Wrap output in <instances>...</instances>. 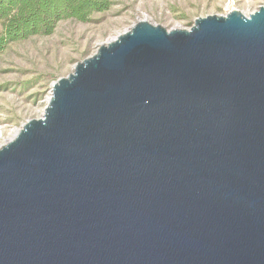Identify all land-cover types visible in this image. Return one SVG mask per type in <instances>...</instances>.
I'll use <instances>...</instances> for the list:
<instances>
[{"label": "water", "instance_id": "95a60500", "mask_svg": "<svg viewBox=\"0 0 264 264\" xmlns=\"http://www.w3.org/2000/svg\"><path fill=\"white\" fill-rule=\"evenodd\" d=\"M0 264H264V5L59 78L0 146Z\"/></svg>", "mask_w": 264, "mask_h": 264}, {"label": "rangeland", "instance_id": "374dc122", "mask_svg": "<svg viewBox=\"0 0 264 264\" xmlns=\"http://www.w3.org/2000/svg\"><path fill=\"white\" fill-rule=\"evenodd\" d=\"M91 22H59L52 35L13 43L0 53V146L30 119L43 115L52 85L73 72L100 45L140 20L167 30L189 29L199 17L238 10L249 15L264 0H112ZM2 22H0V32Z\"/></svg>", "mask_w": 264, "mask_h": 264}, {"label": "trees", "instance_id": "16d2710c", "mask_svg": "<svg viewBox=\"0 0 264 264\" xmlns=\"http://www.w3.org/2000/svg\"><path fill=\"white\" fill-rule=\"evenodd\" d=\"M112 0H0V53L13 43L49 36L63 20L91 22L109 11Z\"/></svg>", "mask_w": 264, "mask_h": 264}]
</instances>
